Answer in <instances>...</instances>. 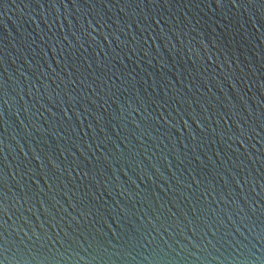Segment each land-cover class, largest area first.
<instances>
[{
    "label": "water",
    "instance_id": "1",
    "mask_svg": "<svg viewBox=\"0 0 264 264\" xmlns=\"http://www.w3.org/2000/svg\"><path fill=\"white\" fill-rule=\"evenodd\" d=\"M0 264H264V0H0Z\"/></svg>",
    "mask_w": 264,
    "mask_h": 264
}]
</instances>
